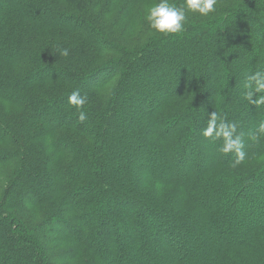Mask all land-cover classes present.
Returning a JSON list of instances; mask_svg holds the SVG:
<instances>
[{"label":"trees","instance_id":"obj_1","mask_svg":"<svg viewBox=\"0 0 264 264\" xmlns=\"http://www.w3.org/2000/svg\"><path fill=\"white\" fill-rule=\"evenodd\" d=\"M134 1L0 0V264H264V0L125 39Z\"/></svg>","mask_w":264,"mask_h":264},{"label":"clouds","instance_id":"obj_2","mask_svg":"<svg viewBox=\"0 0 264 264\" xmlns=\"http://www.w3.org/2000/svg\"><path fill=\"white\" fill-rule=\"evenodd\" d=\"M217 9V0H183V4L176 6L170 3L169 0H159L148 9L146 19L149 26L156 30L158 33L165 35L178 34L184 30L187 13H198L202 17H207L209 14L214 13ZM60 55L67 57L69 50L66 48L60 49ZM255 80L253 91L264 93V74L257 73L255 76L250 77ZM253 92L250 91L246 95L251 103L259 106H264V95H260L256 101H251ZM69 103L77 109H82L87 102V96H81L80 93L73 92L68 98ZM87 116L84 111H80L79 120L85 121ZM236 131L235 124L221 123L219 127L216 124V116L213 115L208 127L204 130L203 135L206 137H219L223 135L225 143L222 151L227 153L235 149L239 153L240 159L235 164H240L245 159V154L240 151L242 143L239 136L233 139V133ZM259 134H264V123H261L258 128ZM255 138V137H254Z\"/></svg>","mask_w":264,"mask_h":264},{"label":"rangeland","instance_id":"obj_3","mask_svg":"<svg viewBox=\"0 0 264 264\" xmlns=\"http://www.w3.org/2000/svg\"><path fill=\"white\" fill-rule=\"evenodd\" d=\"M116 1L118 2L120 7L119 6L114 7V5H113L110 8L113 9L114 11L116 10L119 13H123L124 10H125V5L130 0H116ZM178 4H177V6H178ZM150 7L151 6L145 1H142V0H135L134 1V12H133V15L131 16L132 20L130 18H127L125 21H123V25H122V26L127 25L128 26V30L126 29V27H121V32L123 33V38L128 39V38L131 37V39H135L137 37V35L139 34V31H140V29L142 27V25L140 23L142 22L143 24H146L148 22L147 19H146V15H147L148 9ZM102 11L105 12L106 11V7H103ZM211 14H213V13H211ZM186 15H187V17L192 16V17H189V18H191L192 21H193V17H195L196 19H200V20H204V19L208 18V17L207 18H199L201 16L198 13H192V12H188ZM126 31H128V32H126ZM35 35H37V37H39V34L35 33ZM107 87L101 91L100 95L102 93L104 94V90L106 92L105 95L107 94V92H108V88ZM14 110H15V106H14L13 103H7V102H5L3 100H0V115L6 114L5 116L11 117L12 114L14 113ZM2 112H4V113H2ZM11 167H13V166L10 165V164H6V165L4 164L0 168V196H1L2 191H3L2 188L5 187V181L7 180L8 171H9V169L11 170ZM173 189H174V186H172L169 189V192L173 191ZM22 196L25 197L24 194ZM27 196H29V195H27ZM31 211H33L34 213H38L39 215L43 214V213H41V211L39 209L37 210V208L35 206H34V209H32V208L29 209V206H28L27 208H24L20 212H29L30 213ZM38 220L39 219L37 218V221ZM34 221H35V219H34ZM44 235H45V232H44ZM47 235H49L48 232H47ZM52 237H56V236H52Z\"/></svg>","mask_w":264,"mask_h":264}]
</instances>
